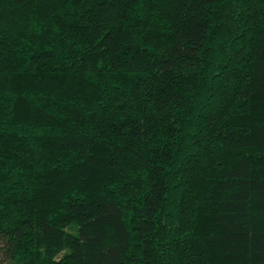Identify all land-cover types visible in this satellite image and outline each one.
I'll use <instances>...</instances> for the list:
<instances>
[{
  "label": "trees",
  "instance_id": "trees-1",
  "mask_svg": "<svg viewBox=\"0 0 264 264\" xmlns=\"http://www.w3.org/2000/svg\"><path fill=\"white\" fill-rule=\"evenodd\" d=\"M0 264H264V0H0Z\"/></svg>",
  "mask_w": 264,
  "mask_h": 264
}]
</instances>
